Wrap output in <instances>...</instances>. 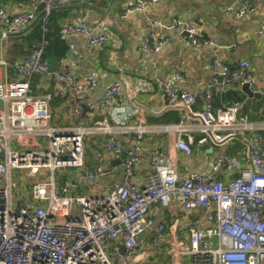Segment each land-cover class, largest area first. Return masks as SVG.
Wrapping results in <instances>:
<instances>
[{"label": "built area", "instance_id": "obj_1", "mask_svg": "<svg viewBox=\"0 0 264 264\" xmlns=\"http://www.w3.org/2000/svg\"><path fill=\"white\" fill-rule=\"evenodd\" d=\"M156 1L134 0L120 16L144 13ZM72 2L29 0L27 8L15 14L0 7V21L6 28L0 32V39L22 35L36 19L38 7H42L46 19L56 6ZM250 10L251 0H243L237 14ZM144 18L152 28L184 32L188 41L198 47L211 44L202 38L195 24L175 20L167 27L146 14ZM104 24L100 22V26ZM61 34L83 37L87 49L106 42L104 34L84 21L64 25ZM260 34L264 37V27ZM163 43L145 39L141 50L154 53ZM43 47L44 42L12 63L22 80H0V264H134L140 234L151 231L157 241L163 236L164 225L155 223L151 211L156 206L168 207L172 201L186 212L203 210L212 216V226L187 229L188 245L180 253L186 254L191 264H264V122H252L247 114H240L238 103L217 110L213 106V97L223 85L231 81L254 84L249 63L241 61L236 71L221 67L211 91L200 96L204 109L196 113L190 107L198 96L179 93L171 82L156 79L168 108L188 110L176 124L131 126L124 121L111 123L101 119L61 128L51 124L49 97L35 94L30 87L34 73L49 75L55 85L66 91L71 111L79 122L94 109L106 108L113 99L122 105L124 95L114 83L92 105L89 99L96 77L79 83L65 65L49 70L42 60ZM7 65L0 58V69ZM252 92L264 96V86ZM161 130L175 135L174 150L186 157L201 151L204 145L222 146L238 139L246 146V159L241 162L220 153L214 158L210 173H190L180 179L174 163L153 149V170L138 186L132 176L142 163L140 142L144 135ZM94 136H103V149L120 161V181L112 183L110 191L102 196L74 195L81 181L57 184L56 171L81 170L79 177L84 181L109 175L101 166L84 168V142ZM119 136L127 138L126 143ZM94 153L101 157L99 150ZM220 171L237 176L222 181L215 177ZM16 175L26 180L24 192L18 196L13 194L18 183ZM25 193L35 205L27 204ZM119 243L124 248L121 254L116 252ZM113 253L118 255L116 263Z\"/></svg>", "mask_w": 264, "mask_h": 264}, {"label": "crops", "instance_id": "obj_2", "mask_svg": "<svg viewBox=\"0 0 264 264\" xmlns=\"http://www.w3.org/2000/svg\"><path fill=\"white\" fill-rule=\"evenodd\" d=\"M28 1L0 0V7L8 14H15L26 9ZM242 1L157 0L144 13L135 12L125 18L120 15L134 0H73L71 4L53 8L46 19L42 7H38L35 11L36 19L22 35L0 39V58L8 64L0 69V80H22V75L16 73L12 63L20 61L44 42L42 60L47 63L49 70L65 65L79 83H83L88 77H96V87L89 99L92 105L114 83L119 85L124 95L122 105L113 99L106 108L94 109L79 122L71 111L66 91L55 85L49 75L34 73L30 77V87L35 94L49 97L52 126L66 128L101 119H107L111 123L124 121L131 126L170 125L173 123L169 121L174 116L177 115L180 119L182 114H188V110L182 107L168 108L161 89L155 83L156 79L171 82L179 93L198 96L196 103L190 107L192 113L204 109L200 96L211 91L213 79L221 72V67L236 71L240 62L246 61L254 79L251 90L264 86V37L260 34L264 27V0H251V10L239 16L237 13ZM145 14L167 27H171L175 20L195 24L202 38L211 44L198 47L174 28H152L146 23ZM83 21L105 35L106 42L103 45L87 49L83 37L61 34L64 25ZM101 21L105 23L102 26ZM4 28L0 21V32ZM145 39L150 43L159 40L164 43L157 52L147 53L141 50ZM236 84L239 83L231 81L216 91L213 97L214 108L217 110L231 103H238L241 105L240 114H247L252 122L263 123L264 96L250 98ZM119 138L126 143L127 138ZM183 138L186 140V137ZM175 139V135L163 130L143 136L140 142L142 163L132 176L134 184L141 186L144 176L153 170L150 164L153 149L161 151L163 156L174 163L180 179L190 173H210L214 158L220 153L236 157L241 162L246 159V146L239 140L222 146L204 145L201 151H194L191 156L186 157L174 150ZM103 140V136L85 140L84 150L87 141L92 148L91 153L85 150L84 168L95 169L101 166L109 171L108 176L96 181H84L79 177L81 170L64 169L68 171L66 175L69 178L60 176L59 182L81 181L80 188L84 193L80 196H102L110 191L112 183H119L120 161L103 149ZM95 149L100 151V158L95 155ZM236 176L237 173L227 176L223 171L215 175L222 181ZM25 195L27 199L24 200L27 204L31 203L29 194ZM151 215L155 223L164 225L162 239L157 241L151 231L140 234L133 263L191 264L190 258L183 252L180 253L188 245L187 229L190 226L199 229L212 226V216L209 217L203 210L186 212L175 201L168 207H154ZM120 246V243L116 246V252ZM115 255L116 253L112 254L114 263L117 262Z\"/></svg>", "mask_w": 264, "mask_h": 264}, {"label": "rangeland", "instance_id": "obj_3", "mask_svg": "<svg viewBox=\"0 0 264 264\" xmlns=\"http://www.w3.org/2000/svg\"><path fill=\"white\" fill-rule=\"evenodd\" d=\"M235 140H238V139H235ZM40 143H41V141H40ZM91 148H92V147L90 146L89 142L87 141V142L85 143V150H86L87 152H90V153H91ZM67 172H68V171H64V170H58V171H56V173H55V179H56V183H57V184H60V182H59V177H60V176H64L66 179L69 178V176L66 175ZM15 178H16V180L18 181V183H17V188L14 189L13 194H14V196H18L21 192H22V193L24 192V191H23V188L25 187L26 180H25V179H20L18 175H16ZM81 188H82V187H81ZM81 188L74 190V191H73V194H74V195H81V194H83L84 191H83V189H81ZM86 194H88V192H86ZM101 194H103V193H101ZM104 194H105V193H104ZM90 196H99V195H90ZM28 205L33 206V205H35V203H34L33 200H31V203H28ZM186 258H188V257H186ZM188 259H189V258H188ZM184 264H189V263L186 262V263H184Z\"/></svg>", "mask_w": 264, "mask_h": 264}, {"label": "water", "instance_id": "obj_4", "mask_svg": "<svg viewBox=\"0 0 264 264\" xmlns=\"http://www.w3.org/2000/svg\"><path fill=\"white\" fill-rule=\"evenodd\" d=\"M181 35H182L183 37H185L186 34H185L184 32H182ZM235 86L238 87V88H240V90H241L244 94H246L248 97H250V98H255V97H259V96H261V95H259V94L253 93L252 90H251V88H250V86L247 85V84H243V85L236 84ZM232 87H233V86H232ZM123 251H124V248H123V246L121 245V246L119 247V249H118V253L121 254V253H123ZM117 256H118V255L116 254V255H115V258H116Z\"/></svg>", "mask_w": 264, "mask_h": 264}, {"label": "trees", "instance_id": "obj_5", "mask_svg": "<svg viewBox=\"0 0 264 264\" xmlns=\"http://www.w3.org/2000/svg\"><path fill=\"white\" fill-rule=\"evenodd\" d=\"M40 39H41V37H40ZM39 39V40H40ZM27 56V55H26ZM25 56V57H26ZM215 99V98H214ZM232 104V103H231ZM221 108V107H220ZM171 115H173V113L171 114ZM178 121H179V117L176 115V116H174L172 119H171V121H169V122H172L173 124H176V123H178Z\"/></svg>", "mask_w": 264, "mask_h": 264}]
</instances>
